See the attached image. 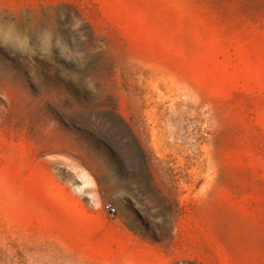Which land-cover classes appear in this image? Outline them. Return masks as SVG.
Instances as JSON below:
<instances>
[{"label": "rangeland", "instance_id": "obj_1", "mask_svg": "<svg viewBox=\"0 0 264 264\" xmlns=\"http://www.w3.org/2000/svg\"><path fill=\"white\" fill-rule=\"evenodd\" d=\"M0 264H264V0H0Z\"/></svg>", "mask_w": 264, "mask_h": 264}, {"label": "built area", "instance_id": "obj_2", "mask_svg": "<svg viewBox=\"0 0 264 264\" xmlns=\"http://www.w3.org/2000/svg\"><path fill=\"white\" fill-rule=\"evenodd\" d=\"M106 208H107V210H108L109 212H111V213H115V212L117 211L116 206H114V205L111 204V203H108V204L106 205Z\"/></svg>", "mask_w": 264, "mask_h": 264}]
</instances>
